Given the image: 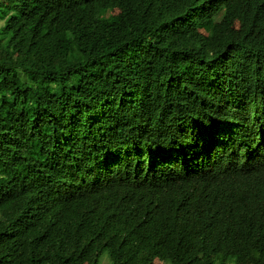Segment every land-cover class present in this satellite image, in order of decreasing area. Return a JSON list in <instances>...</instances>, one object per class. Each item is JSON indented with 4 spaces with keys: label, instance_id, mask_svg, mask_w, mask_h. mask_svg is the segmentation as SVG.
Wrapping results in <instances>:
<instances>
[{
    "label": "trees",
    "instance_id": "obj_1",
    "mask_svg": "<svg viewBox=\"0 0 264 264\" xmlns=\"http://www.w3.org/2000/svg\"><path fill=\"white\" fill-rule=\"evenodd\" d=\"M160 251L264 264V0H0V264Z\"/></svg>",
    "mask_w": 264,
    "mask_h": 264
},
{
    "label": "rangeland",
    "instance_id": "obj_2",
    "mask_svg": "<svg viewBox=\"0 0 264 264\" xmlns=\"http://www.w3.org/2000/svg\"><path fill=\"white\" fill-rule=\"evenodd\" d=\"M204 32L208 31V27L203 29ZM101 262L102 264H106V257L105 255H102L101 258ZM154 264H167L165 262V258H164V251H160L157 256L154 259Z\"/></svg>",
    "mask_w": 264,
    "mask_h": 264
}]
</instances>
